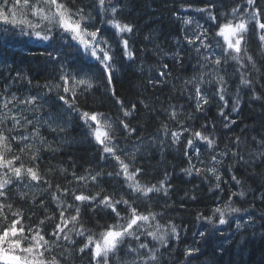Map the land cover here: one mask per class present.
Wrapping results in <instances>:
<instances>
[{"label":"trees","instance_id":"1","mask_svg":"<svg viewBox=\"0 0 264 264\" xmlns=\"http://www.w3.org/2000/svg\"><path fill=\"white\" fill-rule=\"evenodd\" d=\"M66 2L74 9L84 7L86 12H92L89 23L103 29V36L110 41L115 52L116 70L112 83L109 84L107 75L103 73L98 62L83 56L74 42H71V47L64 46L61 62L65 70L73 75L87 74L92 77L91 89H78L79 107L90 112L103 113L116 122V141L129 154L122 158L133 164V167L143 169L141 182L156 184L164 180L167 174L166 181L170 185L168 195L164 196L162 192L153 193L150 194V200H141L139 204V209L143 212L151 210L160 214V223L167 224L171 221L178 228L179 238H170L167 248L148 238L153 246L160 247L157 264H264V200L260 199L264 195V161L250 155L264 150L258 143L264 141V55H261L264 48L261 47L256 31L250 27L244 47L254 57L256 68H252L245 57L242 63L247 68L241 71L252 80V87L240 84V73L236 71L239 65L229 60L224 66L226 72L218 73L225 75L227 80L225 107L224 102L215 94L217 85L207 83L217 75L215 72L209 74L213 66L209 64L207 68H201L203 61L185 39L186 35H191L197 25H200L208 31L213 50L222 55V49L216 47L217 41L223 45L222 38L213 39L218 24L212 23L207 12L201 13L197 9L214 6L211 10L218 17V22L222 23L231 18L222 14L230 13L236 4L244 7L243 0H111V4L118 9L117 18L133 28L131 33L123 34L133 51L132 60L123 57L119 45L120 37L115 34V29L107 22H101L96 0ZM257 3L264 8V0H257ZM185 18L191 19L192 23L185 25ZM62 43L63 41L55 42V46L60 47ZM49 51H52V47L48 44L4 33L0 26V91L7 85L9 94L15 92L21 98L39 96L40 110L25 114L30 118L38 115L45 120H52L53 126L57 128L52 131L47 124L40 127L45 143L41 145L38 140L29 141L33 144L32 151L39 149V159L34 162L31 152L26 150L22 154L23 164L25 167L38 165L39 173L52 183V191L57 183L62 187H76V182L69 183L72 181L73 170L77 175H83L86 169H90L93 174L102 170L105 175L98 186H89L87 189L79 187L77 190L94 194L102 188L107 194L127 196L129 190L124 187L123 177L106 175L110 171H118L115 160L101 159L102 149L90 136L88 128L75 113L68 112L57 102L55 88L49 92L45 87L59 83L61 74L60 63L48 59L46 52ZM163 64L168 65L167 71L170 75H159ZM18 72L19 79L16 78ZM202 73L205 74L202 89L209 102L203 106V111H196L195 88L193 85L185 87V81L197 79ZM149 80L155 83H149ZM253 89L259 99L253 98ZM237 97L238 104L234 103ZM117 100L126 109H131L135 104L136 110L130 116L123 117ZM221 108L229 117L228 127H224L226 122L219 115ZM173 109L184 127L193 131L200 130L216 141L213 151L205 142L194 139V145L188 151L192 154L193 163H197L198 149L199 160L205 162L204 166H208L212 155H217V159L222 161L216 165L221 175L219 188L216 187L217 181L214 177L183 171L189 167L188 159L184 155L188 133L183 135L179 143L171 142V131L180 130L178 121L169 119ZM119 118L125 119L136 129L131 136L122 131V126L118 125ZM163 124L168 125L167 133L163 131ZM32 128L29 125L24 134L31 133ZM237 137L240 138L238 144ZM14 147L18 149L20 146ZM137 148L139 152L133 162L131 154ZM225 150H228V155H220ZM231 150H239L244 159L233 157ZM197 167L201 165L197 163ZM233 175L242 182V186L232 180ZM28 184L31 186L25 187ZM46 187L42 182L36 184L25 178L22 184L14 183L10 186L9 200L5 202H12L13 210H22L25 226L34 227L41 219L55 213L56 219L46 221L43 226L46 238L54 239L47 235L58 222L56 204L51 202L50 192L43 197L46 207L39 205L40 193ZM240 191L245 192L244 198L234 196L232 199L234 206L242 209L241 213L233 214L225 225L209 224L204 219L213 214L215 207H223L232 192ZM21 195L24 196L23 199L20 198ZM66 200L79 203L73 201L70 195ZM71 214H74V209ZM8 215L10 221L12 217L10 213ZM249 216L254 223L238 229V221L244 222ZM81 217L85 226L96 233L101 227H106L115 220L110 211L100 209L94 212L87 206L81 207ZM201 231L206 232L204 238L199 236ZM73 239L77 241L75 248H79L83 243L82 238L73 236ZM143 239L145 238L142 237ZM59 243L60 247L54 248L49 259L51 255L59 256L66 247L72 250V246L62 239ZM127 246L126 242L118 253L119 259L113 257L112 264H122L123 260L134 259L133 254L125 256ZM187 247H198L199 253L191 258L185 257ZM144 254L147 255L146 252ZM63 264H90V253L81 255L74 252Z\"/></svg>","mask_w":264,"mask_h":264},{"label":"snow or ice","instance_id":"2","mask_svg":"<svg viewBox=\"0 0 264 264\" xmlns=\"http://www.w3.org/2000/svg\"><path fill=\"white\" fill-rule=\"evenodd\" d=\"M243 3L244 7H241V4H236L230 13L222 14L225 17L231 16L230 19H226V22L222 23L218 22V17L211 10L214 6L210 5L207 8L197 9L201 13L207 12L212 23L218 24L213 39L222 38L223 45L219 41L216 42V47L222 49V55L213 50L208 31L202 26L197 25L196 30L191 35L185 36L188 45L195 48L203 61L200 67L207 68L211 64L213 67L209 74L217 73L207 83L217 85L215 94L219 96L220 101L224 102L225 107L227 106L225 99L227 80L225 75H218V73L226 72L224 66L229 60L235 61L239 65L236 71L240 73V84L252 87V80L241 71V69L247 68V65L242 63L245 57L248 64L252 68H256L254 57L244 47L247 43L246 34L250 27L256 31L261 47L264 48V8L258 6L257 0H243ZM96 6L99 9L101 22H107L115 29V34L120 37L119 45L122 48L123 57L132 60L134 58L133 51L129 47L128 39L123 36L124 33L133 31L132 26L128 23H122L117 18L118 9L111 4V0H96ZM91 19L92 12H86L84 7L75 9L69 7L66 0H0V26H2L4 33L28 37L52 47V51L46 52V55L50 61L60 63V82L55 85H45V87L48 88L49 92L55 88L57 90V102L62 104L68 112L75 113L88 128L90 136L102 149L101 159L111 158L115 160L118 171H110L106 175L108 177L122 176L124 187L129 190V193L127 196L121 194L117 197L115 193H105L102 188L94 194L78 191L77 188L79 187L87 189L89 186H98L102 181L105 175L103 171L98 170L93 174L90 169H86L83 175H77L73 170L72 181L69 183L76 182V187H62L57 183L55 190L52 191V183L39 173L38 165L25 167L22 162V154H25L27 150L31 152L33 161H38L39 149L32 151L33 144L29 141L38 140L43 145L45 141L40 133V127L47 124L52 131H56L57 128L53 126L52 120H45L38 115H33L30 118L29 115L25 114L37 113L40 110L41 105L38 104V101L41 98L39 96L29 95L21 98L15 92L9 94V88L6 85L3 91H0V198H3L0 200V264H63V261L68 260L74 252L81 255L90 253V264H112L113 257L119 259L118 253L126 242L128 246L125 256L133 254L134 259L123 260L122 264H157L160 259V247L153 246L148 238L164 248L169 246L170 238H179L178 228L171 221L162 224L158 219L160 214L153 213L151 210L143 212L139 209L141 200H150V194L162 192L164 196L168 195L170 185L166 181L167 174H165L164 180H160L156 184L148 185L141 182L140 176L143 169L133 167V164L122 158V156L129 154L127 149L121 147L116 141V122L111 121L103 113L83 110L77 103L78 89L81 91L91 89L93 87L92 77L87 74L84 76L73 75L65 70L61 62L65 45L71 47V42H74L77 50L82 51L83 56L98 62L103 73L107 75L109 84L112 83L113 73L116 70L115 52L112 44L103 36L102 28L89 23ZM183 23L189 25L192 21L185 18ZM58 41H63L60 47L55 46V42ZM261 55H264V52ZM167 69L168 65L163 64L160 67L159 75H170ZM204 76L205 74L202 73L197 79L185 81V87L193 85L195 88L196 111H203V106L209 102V98L205 96L202 89V85L205 83ZM16 78H20L19 72ZM30 83L31 81H29ZM149 83H155V81L149 80ZM252 96L254 99L260 98L254 89ZM116 102L120 105L123 117L130 116L132 111L136 110L135 104L131 106V109H126L121 101L117 100ZM234 103H239V97ZM233 110H236L235 107ZM219 115L226 122L224 127H228L229 117L223 108L220 109ZM169 119L178 121L180 126L179 131H171L170 133L173 144L179 143L183 135L188 133L184 155L188 159L189 167L183 171L188 174L195 172L197 175L203 174L214 177L217 181L216 187L219 188L221 175L216 165L222 161L217 159V155H212L208 166H204L205 162L199 160V150L197 149L196 161L201 165V167H197V163H193L192 154L188 151L193 147L194 139L205 142L208 148L213 151L216 141L208 135H204L200 130L193 131L184 127V124L179 122L178 114L174 109L170 113ZM231 122L235 123V121ZM29 125L33 126L32 132L26 135L24 133ZM118 125L122 126V131L127 136H131L136 131L123 118L118 119ZM162 127L164 132L169 131L167 124H163ZM239 140L240 138L237 137V144ZM258 143L261 149H264V141ZM15 145L20 147L16 149ZM137 152H139V148L131 154L133 162ZM220 155H228V150L220 153ZM231 155L240 160L244 159L239 150H231ZM250 155L264 161V150L253 152ZM229 170L231 171V168ZM25 178H28L30 182H36V184L42 182L47 186L40 193L39 205L41 207H46L43 197L49 192L51 193V202L56 204V211L58 212V222L47 235L54 239L46 238L43 226L46 221L56 219L55 213L47 216L46 219H41L34 227L25 226L22 210L19 208L13 210L14 204L5 202L9 200L10 186L14 183L22 184ZM232 180L237 185L242 186V182L235 175L232 176ZM30 186L31 184L25 185V187ZM69 195L73 201L79 203L74 204L67 201L66 197ZM234 196L244 198L245 192H232L228 197V202L223 207H215L213 214L204 217V219L213 225L228 223L229 217L242 211L240 207L234 206L232 199ZM20 198L23 199L24 196L21 195ZM260 199L264 200V195ZM83 206L89 207L94 212L100 209L108 210L114 214L115 220L106 227H101L98 233L93 232L82 222L81 207ZM73 209L74 214H71ZM9 213L12 217L10 221ZM198 218H200L199 215ZM29 219L31 218L29 217ZM251 223H254V220L249 216L243 225L237 223V228ZM70 225L71 227H69ZM73 236L82 238L83 243L79 248H75L77 241L73 239ZM199 236L204 238L206 232L201 231ZM142 237L145 239L142 240ZM61 239L67 242V245L72 246V250L66 247L59 256L51 255V259H49L54 248L60 247L59 241ZM141 250H144L147 255ZM196 253H199L198 247H187L184 255L191 258Z\"/></svg>","mask_w":264,"mask_h":264}]
</instances>
